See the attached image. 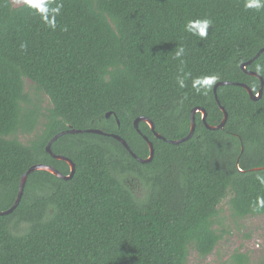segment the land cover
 I'll return each instance as SVG.
<instances>
[{
	"label": "trees",
	"instance_id": "1",
	"mask_svg": "<svg viewBox=\"0 0 264 264\" xmlns=\"http://www.w3.org/2000/svg\"><path fill=\"white\" fill-rule=\"evenodd\" d=\"M55 28L25 4L0 0V211L14 203L22 174L44 164L63 175L66 162L46 145L68 129L116 134H66L51 144L74 164L68 180L46 171L27 177L15 210L0 215V264H187L190 251L212 253L225 235L220 205L236 220L263 215L264 8L245 0H53ZM209 19L207 36L186 31ZM181 55H177L180 49ZM216 75L197 92L196 77ZM182 78L181 88L177 78ZM25 80L49 99L30 102ZM227 113L222 129L217 126ZM110 113L109 118L105 115ZM146 117L166 140L154 137ZM117 119V120H116ZM41 120V121H40ZM118 121V123H117ZM39 126V128H37ZM32 135L23 143L17 133ZM135 189L140 190L136 194ZM246 264L245 255L233 256Z\"/></svg>",
	"mask_w": 264,
	"mask_h": 264
},
{
	"label": "rangeland",
	"instance_id": "2",
	"mask_svg": "<svg viewBox=\"0 0 264 264\" xmlns=\"http://www.w3.org/2000/svg\"><path fill=\"white\" fill-rule=\"evenodd\" d=\"M13 7L23 5V0H10ZM25 88L31 103L38 105L42 112L49 108L46 95L37 92L30 81L25 80ZM41 121V120H40ZM39 128V126L37 127ZM32 135L17 133V139L27 143ZM136 194L140 190L135 189ZM226 233L214 250L205 258H200L195 251H190L187 264H238L235 254L245 255L246 264H264V214L232 219L229 216L227 199L220 205Z\"/></svg>",
	"mask_w": 264,
	"mask_h": 264
},
{
	"label": "water",
	"instance_id": "3",
	"mask_svg": "<svg viewBox=\"0 0 264 264\" xmlns=\"http://www.w3.org/2000/svg\"><path fill=\"white\" fill-rule=\"evenodd\" d=\"M263 51H264V48L261 49L251 60H249L246 63H243V64L240 65V68L244 72H246L248 75L257 77L260 80V87H259V90H258V92L256 94H253L252 90L248 86H246L245 84H236V85H239V86L243 87L247 91L249 97L252 100H258L261 97L262 89H263V80L257 73L245 71V67H246V65L250 64L255 58H257L259 56V54L261 52H263ZM228 84H231V83H229V82H220V83H218V84H216L214 86V96H215V100H216V102H217V104L219 106H220V104H219V102L217 100L216 88L219 85H228ZM220 109H221V111L223 112V115H224L223 120L221 121V123L219 125L213 127V126H209V125L206 124V122H205L206 113H205V111L202 108H199V107L193 108L191 110V114H190V132H189V134L186 137H184L182 139H179V140H166V139H164L162 136H160L158 133L155 132L153 122L151 120H149L148 118L143 117V116L136 118L134 120L133 125H134V128L139 132V130H138L139 122L140 121L145 122V123H147L149 125V127H150L151 131L153 132V135H154L155 138L166 140L170 144L178 145V144L182 143L183 141L188 140L189 138L192 137V135L194 133V129H195L194 115L197 112L201 113L202 121L206 125V128H208L210 130L222 129L224 124H225V122H226V120H227V113H226V111L224 110L223 107L220 106ZM110 115H111L110 113H107L105 115V117L109 118ZM117 123H118V121H117ZM83 132L93 133V134H98V135H103V136H110V137L114 138L115 140L120 142L124 146V148L131 154V156L133 158H136V160L138 162H140V163L150 162L152 160V158H153L154 148H153L152 142L146 136H143V139L145 140V142L148 145L149 155L145 159H140V158H137L135 156V154L130 150V148H129L128 144L125 142V140H123L121 137H119L116 134H107V133L103 132L100 129H91V128L84 129V130H81V129H68V130L62 131V132L56 134L55 136H53L49 140V142L46 145V151L48 152V154H50L51 157H53V158H55L57 160H61V161L66 162L68 164V166H69V174L68 175H63L62 173H60L59 171L55 170L53 167H51L49 165H44V164L32 165L31 167H29L26 170V172L24 174H22V176L20 178L18 193H17L16 199H15L13 205L8 210L0 211V215L1 216L11 214L15 210V208L18 206V204H19V202H20V200L22 198V195H23V190H24V187H25V183H26L27 177H28V175L30 173H32L34 171H46V172H49V173L53 174L54 176H56V177H58L60 179H63V180H68V179H70L72 177V175L74 173V164H73V162L70 159H68L67 157H65V156L55 155L51 151V144L57 138H59V137H61L63 135H66V134H78V133H83Z\"/></svg>",
	"mask_w": 264,
	"mask_h": 264
},
{
	"label": "clouds",
	"instance_id": "4",
	"mask_svg": "<svg viewBox=\"0 0 264 264\" xmlns=\"http://www.w3.org/2000/svg\"><path fill=\"white\" fill-rule=\"evenodd\" d=\"M53 2V0H23V3L28 6L30 9H35L37 13L41 14V19L45 20L48 25L52 28H55V20L54 15L49 18L48 13L51 12L52 14L58 15L60 12V8L62 5L57 4L55 8L49 9L47 7L48 4ZM245 8H254V9H261L264 8V0H245ZM211 20L203 19L197 20L195 24L191 26L186 25V31H192L193 28L196 29L195 35H198L201 38H205L207 36V29L211 25ZM183 53V49L181 48L177 55H181ZM219 79L216 75H206L202 77H196L192 81V87L197 91H201L202 89H210L215 82ZM177 83L181 88L185 87V82L182 78H177ZM257 179L260 181L261 184H264V176H258ZM261 209H264V197H257L254 210L259 212Z\"/></svg>",
	"mask_w": 264,
	"mask_h": 264
}]
</instances>
